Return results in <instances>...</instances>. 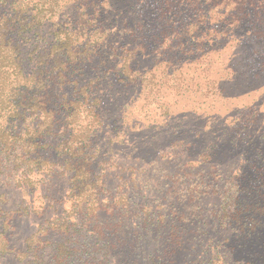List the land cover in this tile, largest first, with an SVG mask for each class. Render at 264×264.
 Returning a JSON list of instances; mask_svg holds the SVG:
<instances>
[{
    "label": "trees",
    "instance_id": "obj_1",
    "mask_svg": "<svg viewBox=\"0 0 264 264\" xmlns=\"http://www.w3.org/2000/svg\"><path fill=\"white\" fill-rule=\"evenodd\" d=\"M251 71L264 74V0H0L3 186L68 184L64 208L30 238L29 262L177 264L184 254L187 264H238L234 241L264 233V201L255 202L264 146L225 169L223 141L212 133L192 158L188 117L173 118L168 94L221 97L224 80L242 82ZM151 107L170 117L153 155L120 163L110 145L125 139L122 110L148 115ZM246 108L222 132L234 126L251 139L261 121L258 108ZM204 196L221 200L227 228L217 244L190 228Z\"/></svg>",
    "mask_w": 264,
    "mask_h": 264
},
{
    "label": "rangeland",
    "instance_id": "obj_2",
    "mask_svg": "<svg viewBox=\"0 0 264 264\" xmlns=\"http://www.w3.org/2000/svg\"><path fill=\"white\" fill-rule=\"evenodd\" d=\"M147 3L151 5V1ZM255 73L253 71L248 73V78H244L242 82L224 80L227 82L224 86V96L221 97L217 96V93L213 94L206 90L201 94L200 92L196 93L195 98L190 95L189 97L186 95L185 99L180 98L177 91L168 94V100L171 101L168 108L171 110L173 118L178 119L181 115L188 117L186 122L189 132L188 142L193 145L191 147L192 158L197 157L205 145L202 141L205 137L212 136V133L219 135L223 141L220 158L225 169H231L233 164H238L239 160L244 162L245 159H252L258 150H262L264 146V74L258 73V76H254ZM136 106L138 107L140 104L137 103ZM252 106L258 108L257 118L261 122L253 127L251 139L244 141V136L239 135L240 133L234 126L231 128L228 126V131L222 132L224 124L226 125L225 121L232 119L237 112L246 113L248 109L246 107ZM162 111L151 107L146 115L144 109L141 113L133 111L131 108L122 110L124 116L122 123L128 128L127 130L123 129L125 139L119 142L117 138L110 145L113 150L117 151V160L120 163L136 166V158H143L147 153L153 155L152 149L157 145L156 139L162 133L157 134L161 129L163 131L166 129L161 126L167 118H170L169 116L165 117ZM241 115L243 117V114ZM111 128L115 129L113 132L117 134L121 123H116ZM111 138H115V136L113 135ZM260 142L262 145L258 147ZM156 160V156H152L150 159L153 164ZM260 162L263 164L262 157H257V163ZM175 166L176 162L168 161L164 168L172 171ZM115 175L116 172L111 173L109 180L111 187L117 183L114 179ZM142 180L145 184L146 180L144 178ZM3 182V176H0V264H26L32 260L29 257L31 255L29 252L31 247L28 244L30 238L42 226H45L47 221L55 219L58 214L56 212H59L62 207L64 208L68 184L64 178L53 179L48 186L34 183L31 187L26 188L15 187L12 180H9V185L5 186H3ZM46 187L51 193L49 198H47ZM153 192L145 191L150 199L157 197L156 191ZM261 192L262 196L255 199L258 204L264 201V199L262 200L264 191ZM220 203L219 197L204 196L203 200L196 204V210L200 212V219L190 221V228L194 229L199 226L203 229L206 238L204 245L217 244L224 239L223 235L227 226L221 225L217 217ZM262 221L264 223V218ZM50 237L53 240L58 239L56 236L50 235ZM207 239L210 241L207 242ZM234 239L235 237L232 235L230 241ZM248 239L240 237L234 241L232 260H237L238 264L246 260L253 261L255 264H264V233L257 232L250 243H247ZM24 253L28 255L26 258H24ZM183 255L178 257L177 264H187ZM29 263L31 264V262Z\"/></svg>",
    "mask_w": 264,
    "mask_h": 264
}]
</instances>
